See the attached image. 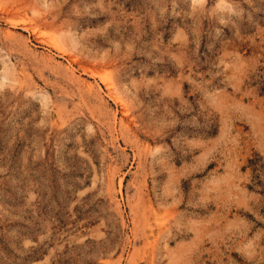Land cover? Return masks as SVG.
<instances>
[{"label": "rangeland", "instance_id": "rangeland-1", "mask_svg": "<svg viewBox=\"0 0 264 264\" xmlns=\"http://www.w3.org/2000/svg\"><path fill=\"white\" fill-rule=\"evenodd\" d=\"M0 264H264V0H0Z\"/></svg>", "mask_w": 264, "mask_h": 264}]
</instances>
